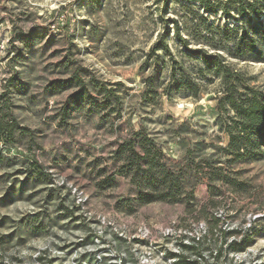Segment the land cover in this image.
I'll list each match as a JSON object with an SVG mask.
<instances>
[{
	"label": "rangeland",
	"instance_id": "1",
	"mask_svg": "<svg viewBox=\"0 0 264 264\" xmlns=\"http://www.w3.org/2000/svg\"><path fill=\"white\" fill-rule=\"evenodd\" d=\"M201 15L225 23L200 0H0V264H264V141L227 151L222 98L264 93V62L198 74L177 28L200 47Z\"/></svg>",
	"mask_w": 264,
	"mask_h": 264
},
{
	"label": "trees",
	"instance_id": "2",
	"mask_svg": "<svg viewBox=\"0 0 264 264\" xmlns=\"http://www.w3.org/2000/svg\"><path fill=\"white\" fill-rule=\"evenodd\" d=\"M207 16L221 14L224 24H217L209 19H202V45L198 48L190 46L192 40L182 36L178 26L177 37L185 58L198 60L201 67L198 74L212 71L226 80L232 72L230 59L240 61L264 62V0H200ZM190 12L196 14L194 10ZM205 22V23H204ZM204 23V24H203ZM164 49L173 58L170 46L160 42L155 50ZM177 65H180L179 67ZM170 76L178 88H190L197 96L198 84H191L185 73L184 65L173 60ZM233 73V72H232ZM234 111L232 124L228 127L230 142L227 151L236 158L255 155V149L264 141V93L249 89L238 95L235 88H228L222 97ZM12 135L13 128L9 130ZM1 132V124H0ZM236 244V242L234 243Z\"/></svg>",
	"mask_w": 264,
	"mask_h": 264
}]
</instances>
